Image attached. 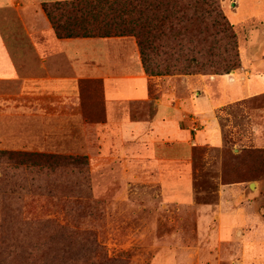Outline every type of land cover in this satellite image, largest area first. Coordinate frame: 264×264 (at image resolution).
<instances>
[{"label":"crops","instance_id":"crops-1","mask_svg":"<svg viewBox=\"0 0 264 264\" xmlns=\"http://www.w3.org/2000/svg\"><path fill=\"white\" fill-rule=\"evenodd\" d=\"M66 1L75 0H0V98L29 100L27 111L13 113L17 122L25 114L41 115L39 128L47 132L85 135L89 124L83 113H96L98 105L83 104L84 87H97L103 119L91 126L94 165L118 164L124 179H144L167 205L180 202L183 186L190 194L189 207H196L194 150L224 145L219 120L224 108L264 96V41L257 52L248 42L241 70L249 76L241 70L217 76L222 96L216 99L205 76L194 82L198 76L147 75L135 38L58 39L42 4ZM236 1L238 25L258 24L254 31L264 25V0ZM169 78L186 79L184 90L178 84L168 87ZM40 99L50 100L52 108L32 106ZM225 128L237 130L232 122ZM217 195L216 206L199 209V222L220 245V258L264 264L261 193L255 197L243 186H222ZM176 253L183 257L188 252Z\"/></svg>","mask_w":264,"mask_h":264},{"label":"rangeland","instance_id":"rangeland-1","mask_svg":"<svg viewBox=\"0 0 264 264\" xmlns=\"http://www.w3.org/2000/svg\"><path fill=\"white\" fill-rule=\"evenodd\" d=\"M221 6L237 34L240 57L228 58L230 65L238 64L232 74L244 67L242 57L249 41L251 52H257L264 41V25L255 31L258 24L238 25L241 23L236 20V0H221ZM183 45L186 50L190 47L187 42ZM151 64L165 66L162 62ZM241 72L249 76L247 71ZM193 76H198L194 82L205 76L212 84V96L216 99L222 96L218 81H214L220 75ZM184 80L178 83L169 78L165 82L168 87L178 84L183 91ZM96 88L93 85L84 87L83 104L98 105L96 113H83V119L89 124L85 135L84 131L79 134L67 131L62 135L47 132L43 126L39 128L43 123L41 115L25 114L17 122L13 113L27 111L29 100L0 98V150L86 157L88 161L85 167L58 168L49 176L38 170H20V175L29 181L19 183L33 192L19 207L25 219L33 223L29 230L19 232L16 229L9 235L25 244L30 243L29 264H235L220 258V245L212 241L211 235L207 236L206 228L199 222V209L205 205L216 206L217 192L222 186H243L247 194L255 197L261 193L259 201L264 207L263 159L257 158L254 165L242 163L237 171L231 160L236 156L243 159L244 151L248 150L264 152V96L224 108V113L219 115L224 127L223 146L208 144L195 148L193 172L197 206L190 208L187 200L190 194L183 186V199L175 201V205L172 202L167 205L168 201L156 188L144 185V179H124L118 164L94 165L89 157L95 152L91 126L103 119L99 103L101 93ZM11 89L9 86V94H12ZM50 103V100L40 99L32 106L50 107ZM30 119L32 124L28 126ZM229 122L236 131L225 128ZM81 137L82 141L77 139ZM249 174L263 176L251 179L247 177ZM178 249L188 253L181 258L176 253Z\"/></svg>","mask_w":264,"mask_h":264},{"label":"trees","instance_id":"trees-1","mask_svg":"<svg viewBox=\"0 0 264 264\" xmlns=\"http://www.w3.org/2000/svg\"><path fill=\"white\" fill-rule=\"evenodd\" d=\"M42 9L58 39L135 38L149 76L211 73L225 76L238 68V64H229L230 56L238 59L240 55L237 34L222 9L221 0H75L46 2ZM185 42L190 46L187 50ZM152 62H162L165 66ZM244 153L243 159L231 158L235 171L242 163L254 165L259 157L264 165V152ZM87 164L86 157L0 150V264H29L31 260L30 243L9 235L16 229L29 230L33 223L25 219L19 207L33 192L19 183L29 181L20 175V170H38L49 176L58 168H82Z\"/></svg>","mask_w":264,"mask_h":264}]
</instances>
